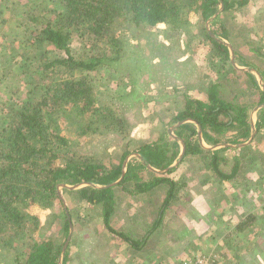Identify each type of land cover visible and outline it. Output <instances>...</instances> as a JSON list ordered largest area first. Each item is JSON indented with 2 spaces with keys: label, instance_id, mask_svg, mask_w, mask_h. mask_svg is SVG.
Masks as SVG:
<instances>
[{
  "label": "rangeland",
  "instance_id": "rangeland-1",
  "mask_svg": "<svg viewBox=\"0 0 264 264\" xmlns=\"http://www.w3.org/2000/svg\"><path fill=\"white\" fill-rule=\"evenodd\" d=\"M0 8L1 20L5 19L0 24L3 133L5 127L17 125L11 116L21 107V99L27 98L29 85H46L48 80L35 74L36 51L26 47L27 35L24 26L14 21L15 11L6 0H0ZM220 14L232 35L229 42L238 57L236 63L242 67L247 61L264 70V0H251L239 10H223ZM206 24L199 13L191 15L190 23L178 32L166 26L151 29L136 27L129 21H115L111 35L119 38L120 60L114 66L92 70L87 76H91L89 79L108 108L122 110L129 125L126 134L78 137L65 118L58 116L59 132L78 141L76 149L85 155L109 164L117 163L125 149L134 150L169 130L173 118L185 107V95L204 100L209 85L222 75L213 69L215 51L209 41L202 39ZM73 44L80 52L85 50L77 34ZM21 61L31 63L32 67L21 70ZM225 74L226 98L237 95L240 102L252 105L259 101L252 80L245 75L234 76L230 69ZM254 75L262 87L258 75ZM53 112L54 109L47 110L48 114ZM250 145L239 153L247 155L245 168L227 181L214 176L204 156L190 155L182 161L169 174L178 180L179 191L167 208L163 209L166 186H159L153 194L138 196L116 191L119 204L112 226L140 240L136 249L126 238L106 228L100 206H90L70 192L85 187L81 185L74 190L61 188L62 197L55 204L45 211L35 210L41 216L39 228L26 221L0 233V264H15L17 258L24 261L35 240L51 236L58 243L64 239L65 244L68 235L63 236L62 206H67L74 221V233L67 247L71 251L69 264H183L201 253H215L219 258L217 264H264V127L257 129ZM222 152L229 158L237 155ZM249 215L255 223L246 231H238L237 225Z\"/></svg>",
  "mask_w": 264,
  "mask_h": 264
},
{
  "label": "trees",
  "instance_id": "trees-1",
  "mask_svg": "<svg viewBox=\"0 0 264 264\" xmlns=\"http://www.w3.org/2000/svg\"><path fill=\"white\" fill-rule=\"evenodd\" d=\"M6 1L15 11L16 25L24 26L26 47L36 51L33 57V65L37 68L35 74L48 82L41 86L36 84L35 87L29 85L27 98L21 99V107L11 116L17 125L5 127L0 133V137L4 135L0 139V233L22 226L26 221L31 222L33 228H39L41 216L37 215L39 212L35 214V210L45 211L55 204L60 197L58 183L75 185L87 182L92 185L70 192L76 193L90 206H100L106 228L116 236L126 238L134 249L138 248L140 240L112 226L119 204L116 191L138 196L153 194L159 186H166L163 209L167 208L179 191L178 180L169 177V174L176 171L182 162L164 173H157L148 165L156 170L170 167L180 156V143L167 129L156 139L134 150L125 149L117 163L105 164L76 149L79 142L59 132L58 116L65 118L64 121L78 137L126 134L129 125L122 110L108 108L89 79L91 76H87L92 70L114 66L120 60L122 47L119 38L111 35L115 21H129L136 27L151 29L166 26L178 32L190 23L191 15L199 13L207 21L220 9L221 2L224 3L225 13L239 10L251 0ZM222 14L211 22L210 29L218 39L230 41L232 35L222 21ZM1 19L0 24L5 22V19ZM75 34L84 44V51L75 48ZM202 39L209 41L211 49L215 51L212 55L213 69L222 75L209 85L204 100L185 95V107L173 118V124L186 118L194 122L177 125L173 135L185 143L182 161L190 155L204 156L207 159L206 166L213 171L214 176L227 181L245 168L247 155L240 156L239 153L251 148V145H237L246 142L251 135V112L256 105L264 104V89L254 80V73L241 71L232 65L228 46L215 40L208 30H205ZM48 54L51 57H47ZM30 64H21V70ZM241 65L257 69L264 80L263 69L247 61ZM229 69L234 76L245 75L254 82L259 101H254L252 105L240 102L237 95L226 98L223 80L228 78L225 72ZM50 109H54V112L48 114L47 110ZM255 124L258 130L264 127V107L258 110ZM198 125L202 128L204 144L236 146L205 148L199 139ZM222 151L237 152V155L229 158ZM131 153H138L144 161L137 156L131 157L124 177L119 180L123 163ZM230 159H233V163ZM224 166L230 168L225 169ZM118 180L117 184L112 185ZM61 209L64 217L63 236L66 237L70 220L65 207ZM70 215L74 222L71 212ZM254 223L255 219L249 215L237 225V230L246 231ZM63 245L64 239L58 243L51 236L35 240L27 258L24 261L17 258L15 264H58ZM70 256L68 248L64 252L63 264H69Z\"/></svg>",
  "mask_w": 264,
  "mask_h": 264
},
{
  "label": "water",
  "instance_id": "water-1",
  "mask_svg": "<svg viewBox=\"0 0 264 264\" xmlns=\"http://www.w3.org/2000/svg\"><path fill=\"white\" fill-rule=\"evenodd\" d=\"M224 10V3L221 2V5H220V9L211 17L207 20V24H206V28L207 30L209 31V33L214 37L215 40L223 43L224 45L228 46L229 47V50H230V61L232 63V65L236 68V69H239L241 71H250L252 73H256L258 75V79H259V83L262 85L263 89H264V80L262 78V75L260 74V72L255 69V68H251V67H240L237 63H236V55H235V50L232 46V43H230L229 41H223L221 39H218L215 34L211 31L210 29V24L211 22ZM264 107V104H260V105H257L254 110L252 111L251 113V129H252V132H251V135L249 137V139L246 141V142H243V143H240L238 144L237 146L239 147H243V146H246V145H249L251 143V141L254 139V136L255 134L257 133V127H256V124H255V120H254V117L256 116V113L258 112V110H260L261 108ZM186 122H194L193 119L191 118H186L184 120H181L180 122L176 123V124H173L171 125V127L169 128V133L176 139L178 140V142L180 143L181 147H182V150H181V153H180V156L179 158L175 161L174 164H172L170 167L168 168H165V169H161V170H156L154 169L152 166L148 165V167L150 169H152L153 171L157 172V173H164L166 171H168L170 168L172 167H175V166H178L182 160H183V157H184V154H185V143L184 141L177 137V136H174L173 135V129L181 124V123H186ZM198 135H199V139H200V142L201 144L205 147V148H208V149H218V148H221V147H225V146H229L231 144H217V145H206L204 144L203 142V134H202V128L200 125H198ZM232 147H235L236 145H231ZM133 156H137L141 161H144L143 158L138 154V153H131L130 155H128L123 163V173H122V176L119 180H122V178L124 177L125 175V172H126V167H127V163L128 161L130 160L131 157ZM119 180L117 182H115L114 184L112 185H115L119 182ZM81 185H92L91 183H80V184H75V185H68L66 183H59L58 184V193H59V196L62 197L61 195V188H67V189H70V190H74L76 188H78L79 186ZM96 187H102V186H99V185H94ZM64 205L65 202L63 201ZM65 211H66V214L68 216V219L70 220V230H69V234H68V237H67V240L62 248V254L60 256V259H59V262L58 264H63V258H64V252L66 251L69 243H70V240L72 239V236H73V233H74V225H73V222L71 220V215H70V212H69V209L67 208V206H65Z\"/></svg>",
  "mask_w": 264,
  "mask_h": 264
},
{
  "label": "built area",
  "instance_id": "built-area-1",
  "mask_svg": "<svg viewBox=\"0 0 264 264\" xmlns=\"http://www.w3.org/2000/svg\"><path fill=\"white\" fill-rule=\"evenodd\" d=\"M218 260L215 253H201L197 257L185 260L183 264H217Z\"/></svg>",
  "mask_w": 264,
  "mask_h": 264
}]
</instances>
